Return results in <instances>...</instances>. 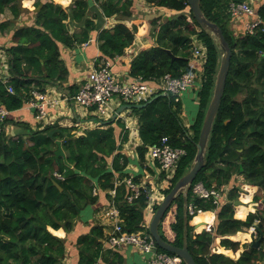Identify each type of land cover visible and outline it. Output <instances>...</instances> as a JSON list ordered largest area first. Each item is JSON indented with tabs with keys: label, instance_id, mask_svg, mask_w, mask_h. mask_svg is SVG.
<instances>
[{
	"label": "trees",
	"instance_id": "1",
	"mask_svg": "<svg viewBox=\"0 0 264 264\" xmlns=\"http://www.w3.org/2000/svg\"><path fill=\"white\" fill-rule=\"evenodd\" d=\"M23 1L0 0V12L9 8L13 18L25 15L24 24L10 32L4 48L7 69L6 76L0 78V102L11 113L31 98V90L44 91L47 84L61 86L67 81L69 71L60 58V44L68 47L82 44L88 41L91 31L98 29L94 21L97 14L88 15L93 1L99 2L101 16L116 15L121 21L132 17L135 5V0H73L69 8H63L54 0H35L33 9H28L22 6ZM145 1L159 10L149 20L132 17L131 27L120 21L98 31L100 57L96 65L123 55L138 33L147 34L153 44L141 49L131 60L128 71L131 78L158 79L166 73L180 77L188 72L195 63L191 52L194 37L207 51L201 90L192 100L197 113L189 127L183 124L180 115L182 98L175 100L171 94L161 96L160 92L145 107L130 109L131 116L137 119L141 140L136 148L140 167L147 147L159 145L164 136L172 146L186 152L171 178L165 172L160 173V190L165 196L194 159L220 54L214 39L195 20L187 0ZM243 1L246 0H200L206 18L222 29L231 58L208 140L206 162L193 183L200 181L206 188L217 190L232 187L227 192V201L220 205L213 196L193 195L191 188L185 196L187 207L191 204L194 208L193 214L187 211L186 218L188 249L196 264L264 262V0L255 4L260 25L252 33H236L229 6ZM160 10L175 14L166 16ZM9 24L11 21H1L0 30ZM71 25L79 30L70 32ZM171 55L175 56L173 60ZM8 86L13 93L7 90ZM69 88L73 95L76 88ZM12 118L10 114L7 116L0 131V264H64L61 259L68 248L66 240L43 229L41 224L55 230L62 227L71 233L75 219L85 207L95 204L99 196L107 199L105 204H114L119 210L124 230L148 233L147 201L153 190L147 183L140 188L137 198L128 200L131 191L125 179L131 177L133 182L140 183L142 173L140 170L139 174L131 175L126 170L131 159L122 152V143L129 132L121 118L102 120L79 134L75 132L79 130L76 118L67 120L70 125L59 120L41 129ZM12 123L21 127L15 135L7 133V125ZM57 141L64 158L55 156ZM238 177L247 185V191L240 192ZM257 181H261L259 186L255 185ZM250 185L257 188L254 190ZM110 189L115 190L114 195L108 192ZM237 199L243 204L234 206ZM252 203L257 205L256 209L247 213ZM157 207L158 204L154 212ZM200 211L214 212L209 229L207 222H211L212 216ZM184 217V196L180 192L160 221L161 237L182 246ZM251 226L256 227L257 235L263 234L260 246L245 242L236 259L228 256L231 252L224 248L233 251L240 248L239 241L247 238L248 233L237 232L247 231ZM103 233L102 226L92 224L87 232L76 237V264H95L102 259Z\"/></svg>",
	"mask_w": 264,
	"mask_h": 264
},
{
	"label": "built area",
	"instance_id": "2",
	"mask_svg": "<svg viewBox=\"0 0 264 264\" xmlns=\"http://www.w3.org/2000/svg\"><path fill=\"white\" fill-rule=\"evenodd\" d=\"M256 2H259V0L230 3L229 11L232 17L233 29L236 33H252L260 25L261 19L255 10ZM191 52L192 60L195 62L191 70L180 77H173L170 73H166L161 78L149 80H144L141 76L121 79L113 69V61L102 60L88 72L83 83L69 100L76 106L91 112L95 116L92 122H97L98 124L100 121L108 120L112 117L114 110L111 102L115 98H119L123 104L134 105L146 102L160 92H167L174 96L175 100H179L183 92L196 88L194 94L198 95L201 90V79L202 77L204 78L203 64L206 61L207 51L205 45L194 37ZM4 69H7V64ZM7 90L13 93L11 86H8ZM30 95L31 98L25 104L34 108V116L38 121L44 120L47 106H55L59 102L56 99L50 100L45 91L38 89L31 90ZM128 110L130 111V109ZM9 113L0 102V131ZM119 116L121 114L117 118ZM134 121V129L138 130L137 119ZM125 128L132 131L129 125H125ZM185 153L184 149L172 146L168 138L164 136L161 138L159 145L147 147L144 156L145 167L154 168L158 173L165 172L166 177L171 178L180 157ZM125 182L131 191L128 196L129 201L137 198L140 195V188H145L146 184L149 183L147 181L136 183L131 180V177L126 178ZM160 187L161 185H159L158 191L151 187L153 191L148 195L147 201V212L149 213H154V206L156 204L159 205L164 197ZM228 190L227 186L221 190L213 187L206 188L200 181L191 185L193 195L200 198L213 196L214 201L218 202V205L227 201ZM110 192L114 195L115 190L112 189ZM187 211L189 214L194 213V208L191 204L187 207ZM102 218L111 226V229L102 238V244L105 248L117 249L124 245H132L139 251L149 255L150 264H182L183 261L178 255L160 251L149 233L124 230L119 210L114 204L102 211ZM258 222L259 220L256 219L255 224ZM209 228L210 226L208 225L207 229ZM250 231L256 236L257 232L254 226L250 227ZM254 264H264V262L260 263L257 261Z\"/></svg>",
	"mask_w": 264,
	"mask_h": 264
},
{
	"label": "crops",
	"instance_id": "3",
	"mask_svg": "<svg viewBox=\"0 0 264 264\" xmlns=\"http://www.w3.org/2000/svg\"><path fill=\"white\" fill-rule=\"evenodd\" d=\"M73 0H54V2L61 4L63 8H69ZM260 1V0H259ZM35 0H24L22 2V6L28 8V9H33V4ZM96 2V3H95ZM99 2L93 1V3L90 5V9L88 11V15L92 17V14L96 13L97 17L94 19L98 29L91 31L89 34V39L87 42H84L79 45H75L73 47H68V46H63L60 44L61 48V54L60 58L64 61V63L68 66V79L63 83V85L58 86V85H51L47 84L45 85L44 91L48 94V98L50 100H57V104L55 106H47V112L44 117L43 121H37L35 119L34 113L35 110L34 108L27 106L24 104L20 109L13 113H9L10 116H12L14 121H24L29 124V126L33 129L35 128H43L47 125L54 124L55 122H59V120H62L63 125H69V119H74L78 120H85V123L92 124L93 120L95 119V116L89 112L86 111L85 109H82L81 107H77L70 99L72 94L70 95V88L71 86L72 89L76 88L75 90L77 91L79 86L83 83L86 75L88 72L91 70V67L96 65L97 59L100 57V51L98 48V31L102 28H107L113 26L115 23L120 22L121 20L119 19L118 16L112 15L110 17H103L100 15L99 11ZM99 7V8H98ZM101 10V9H100ZM162 14L168 16V15H173L175 13L168 11V10H160ZM159 10H156L153 6L149 5L145 0H135V5L132 13V17L137 18V19H142L143 17L147 20L148 18L151 17L152 13L156 14L158 13ZM25 15L23 14L22 16L19 15L17 18H13V15L9 8H5L4 11L0 12V22L1 21H11V24L7 25L4 30H0V76H6V70L4 69L6 63H7V56L6 53L4 52V48L6 45L9 43V37H10V32L17 28L18 26L24 24L25 21ZM130 19H125L122 20L121 22H125V24L129 27H131V18ZM28 20V18H27ZM143 20V19H142ZM149 22V21H147ZM79 30V27L76 25H71L70 26V32H74ZM153 44V39L150 38L147 34H142L138 33L135 35L134 42L130 48L121 56L116 57L113 60V69L116 72V74L121 78V79H129L128 71L130 68V62L131 60L140 52L141 49L145 46H149ZM76 93V92H75ZM73 93V94H75ZM195 91L193 89H189L188 91H185L182 95L181 98L186 102H189L193 100ZM182 100V99H181ZM112 108L113 112L112 115L115 113V111L123 105L121 100L119 98H115L112 100ZM183 107V105H182ZM182 114L186 115L185 108H182ZM130 111L128 109L123 110L119 116V118L122 119L125 125H129L132 127V131L130 130L128 139L122 143V152H125L127 156L131 159V162L128 163L126 166V170L130 172L131 175L133 174H139L140 170L142 173L141 179L142 181H148L151 184V187L156 189L157 191L159 190V180H160V173L157 172L156 169L154 168H147L145 167V162H143L142 167L138 165V152L136 150L137 146L141 143L139 133H136L137 130H135V121L136 117L131 116ZM197 113V105L195 106V111L191 117V122L188 124L185 122V124H190L192 123L195 115ZM12 114V115H11ZM111 115V116H112ZM117 119V118H116ZM186 119L189 120L188 117ZM189 120V121H190ZM108 121V120H107ZM21 131V127L15 126L13 123L7 125V133L10 135H14L18 132ZM131 148V151L129 149ZM243 186H247L246 184L243 183ZM112 189H110L108 192L111 194ZM97 194L99 192L101 193L100 190L95 191ZM156 192V191H154ZM112 195V194H111ZM107 203V199L99 196L98 201L88 207L89 211V217L87 219H82V217H79L81 220V225L82 228H86L85 232H87L92 224L102 226L103 228V234L105 237L106 232L111 229L110 224L105 221L102 218V211L112 204L108 205L105 204ZM251 204V203H250ZM255 203H252V208L249 210V212H253L256 209ZM201 213L208 212L212 216L211 222H207L208 225L211 227L214 222L215 214L213 211H200ZM245 214V216L247 215ZM245 216L241 219H244ZM146 217L148 218L147 220H150L152 217V213H149L146 211ZM87 221V222H86ZM85 223H87L85 226ZM75 224V222H74ZM78 229V228H76ZM48 230L51 231L54 235L64 238L65 240L71 236H74V228L71 230V233H66L65 230L61 227L59 229H52L48 227ZM85 232H82L80 234H83ZM248 233V237L244 238L243 240H240V248H238L236 251H233L232 249H225L227 251H230L231 254H227L228 256L236 259L239 255L240 252L243 250L242 244L247 242L250 243L251 240V231H239L237 233ZM58 233V234H56ZM79 234V235H80ZM78 236L77 234H75ZM68 240V239H67ZM102 242V238H101ZM219 239H216V244L218 246ZM219 247H221L219 245ZM72 252L70 250V245H68L67 251L65 253L64 259L66 258L64 264H76V248L72 247ZM103 256L102 259L99 258L97 260V264H150L149 263V255L145 254L138 249H136L132 245H124L121 246L120 248L117 249H108L103 246Z\"/></svg>",
	"mask_w": 264,
	"mask_h": 264
},
{
	"label": "water",
	"instance_id": "4",
	"mask_svg": "<svg viewBox=\"0 0 264 264\" xmlns=\"http://www.w3.org/2000/svg\"><path fill=\"white\" fill-rule=\"evenodd\" d=\"M187 3L189 4L190 9L197 23L214 39L220 54V64L215 77L213 93L205 112L198 141L196 142V152L194 155V159L190 165L189 170L176 181V183L171 188V190L161 200L160 204L158 205L157 209L155 210L154 214L150 219L148 226L149 229L148 233L152 236L159 249L178 255L182 259L184 264H196L193 255L188 249V244H187L188 221L186 218L187 201L185 196L189 191V189L191 188L192 183L196 179L199 170L204 166L206 162V152H207L209 136L213 127V122L216 117L219 104L221 102V98L223 96L226 78L229 71L231 49L227 39L224 36L222 29L216 23L208 20L204 15L200 6V0H187ZM168 52L171 54L169 50ZM171 58L173 60L175 56L171 55ZM159 95L161 96L168 95V93L161 92ZM157 96L158 94L152 96V98H150L148 101L140 104H134V105L123 104L115 111V113L111 117V120H115L118 117V115L125 109H131L132 107H137V108L145 107L148 103H150L155 98H157ZM57 145L58 147L54 151L55 156L56 157L62 156L64 158L65 153L61 147L60 141H57ZM260 183L261 181H257L255 182V185L259 186ZM54 184L56 186H59L56 182H54ZM180 192L184 196L185 217H184V230H183V244L182 246H175L161 237L159 233V224L165 211L169 208L171 203L174 201V199L177 197V195ZM241 203L242 201L240 199H237L234 201V206ZM197 226L198 224H195V227ZM41 227L43 229H48V226H46V224L44 223L41 224ZM262 238H263L262 233H259V236L257 238L251 236L250 243L252 244V246H260Z\"/></svg>",
	"mask_w": 264,
	"mask_h": 264
},
{
	"label": "rangeland",
	"instance_id": "5",
	"mask_svg": "<svg viewBox=\"0 0 264 264\" xmlns=\"http://www.w3.org/2000/svg\"><path fill=\"white\" fill-rule=\"evenodd\" d=\"M59 3V2H58ZM146 47V46H145ZM144 48V47H143ZM93 67H91V69H92ZM182 105H183V107L185 108V112H186V115H184V114H182V112H181V119H182V121H183V124L186 126V127H189V123L191 122V117H192V115H193V113H194V111H195V106H196V104L194 103V101H189V102H186L184 99H183V97H182ZM78 107V106H77ZM182 107V108H183ZM130 113V112H129ZM130 115H131V113H130ZM186 117H188L189 118V120L188 119H186ZM38 121V120H37ZM41 121H43V120H41ZM78 121V120H77ZM185 122H187L188 124H185ZM79 130H77V131H75L76 133H81V131H83V130H85V129H87V128H92V127H95V126H97L96 124H97V122H93L92 124H89V123H85V120H80L79 122ZM70 125V124H69ZM132 128V127H131ZM36 129V128H35ZM129 130V129H128ZM129 132H130V130H129ZM136 133H138V130L136 131ZM15 135V134H14ZM129 149H130V151H131V148L129 147ZM239 179H237L236 180V183H237V186H239V189H240V192H242V191H247L246 190V186H243V184H242V182H243V180L241 179V177H238ZM148 182V181H147ZM236 183H235V185H236ZM228 186V188L229 189H231V187L232 186H229V185H227ZM250 187H253V189L255 190L257 187L256 186H253V185H250ZM233 204H234V201H233ZM243 204V203H242ZM80 217H82V219H87L88 217H89V211H88V207L86 208H84L83 209V211L81 212V214H80ZM75 224H74V230H73V232H74V236H71V238H67L66 239V244H68V245H70V250H71V252H72V247H75V245H76V235L75 234H77V235H79L80 233H82V232H85V230H86V228L88 229V227H86V228H82V225H81V220H80V218L78 217V218H76L75 219ZM87 223H85V226H87L86 225ZM76 228H78V229H76ZM198 230V229H197ZM248 230V229H247ZM56 234H58V233H56ZM76 248V247H75ZM65 260H66V258L64 259V257H62V259H61V262L62 263H64L65 262Z\"/></svg>",
	"mask_w": 264,
	"mask_h": 264
},
{
	"label": "clouds",
	"instance_id": "6",
	"mask_svg": "<svg viewBox=\"0 0 264 264\" xmlns=\"http://www.w3.org/2000/svg\"><path fill=\"white\" fill-rule=\"evenodd\" d=\"M154 214V213H153ZM255 229H256V227H255ZM250 230V229H249ZM257 232V231H256ZM251 234H252V232H251ZM251 236H254L253 234L251 235ZM259 235H257L256 234V236H254L255 238H257ZM251 241V240H250ZM158 248V247H157Z\"/></svg>",
	"mask_w": 264,
	"mask_h": 264
}]
</instances>
